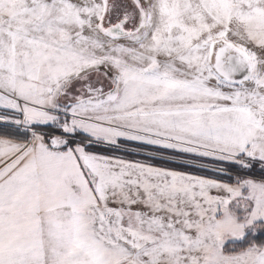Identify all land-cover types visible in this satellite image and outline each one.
I'll return each mask as SVG.
<instances>
[{"label":"rangeland","instance_id":"obj_1","mask_svg":"<svg viewBox=\"0 0 264 264\" xmlns=\"http://www.w3.org/2000/svg\"><path fill=\"white\" fill-rule=\"evenodd\" d=\"M113 1L0 0V127L31 135L0 137V167L11 159L9 173L0 168V245L29 251L1 253L0 264H120L131 255L136 215L101 207L80 181L68 147L78 134L217 176L235 166L244 180L230 195L246 205L232 209L264 233V0H129L127 38L104 33ZM218 39L251 58L246 82L211 68ZM48 126L61 132L50 141L37 129ZM114 171L99 173L110 182Z\"/></svg>","mask_w":264,"mask_h":264},{"label":"crops","instance_id":"obj_2","mask_svg":"<svg viewBox=\"0 0 264 264\" xmlns=\"http://www.w3.org/2000/svg\"><path fill=\"white\" fill-rule=\"evenodd\" d=\"M92 101L94 99L83 100L80 105ZM83 148L78 146L70 151L75 160L73 170L78 173L80 181L83 184L85 181L88 191L101 203V207L114 210L117 214H135L133 218L138 221V229L132 232L135 236L132 248H137V253L131 250V255L120 264L129 261L134 264H264V246L256 243L238 253L225 252L228 243H241L248 237L262 234L258 229L256 233L255 229L252 232L250 228L253 224H250L249 229L243 226L245 218L241 219L239 214L243 215L244 208L239 209L242 212L232 209L237 202L246 205V201L242 202L238 197L230 195V187L234 185L149 164L93 154ZM76 151H81V159L77 157ZM10 165L11 159L1 167H7L9 173ZM90 166L95 171H91ZM105 168L115 170V178L112 180L110 177V182L104 181L101 175ZM124 170L131 174V179L125 183L118 175ZM88 173H92L96 179L94 186L87 177ZM218 182L229 186H222ZM222 189L227 190L228 196H222ZM72 249L60 248L56 252H81L77 247ZM22 252L29 251L22 245H0V254L4 253V256Z\"/></svg>","mask_w":264,"mask_h":264},{"label":"trees","instance_id":"obj_3","mask_svg":"<svg viewBox=\"0 0 264 264\" xmlns=\"http://www.w3.org/2000/svg\"><path fill=\"white\" fill-rule=\"evenodd\" d=\"M37 129L42 133V136L45 138L46 141H50L56 135V133H61L60 130H58L57 128L53 126L42 127V128H37ZM0 137L9 139V140L19 141V142H27L30 139L31 135L29 133L23 132L20 129H17L11 126H4V127H0ZM75 137L78 138V140L70 139L68 142V147L71 149H74L75 147H78V146H82V147H85L88 152L93 153V154L120 158L126 161L139 162V163L149 164V165L164 168V169H170V170L180 171L184 173L199 175V176L214 179L217 181H222V182H225L231 185H234L237 182H239V180L237 179L244 180V178L241 176V173L239 171H236L235 166H230L231 169H229L230 174L228 175V177H222V176L214 175L207 171L198 170V169L187 167L181 164H175V163L164 161V160L147 158V157L136 155L133 153H127V152H122V151L120 152L114 148L100 146L97 144L92 145L88 143V141H90L91 139L82 134H78ZM68 147H65V148H68ZM254 243L258 244L259 246H264V233L259 234L258 236L254 238L248 237L245 241L241 243H228L225 245L224 249H225V252L227 253H238V252H241L247 249Z\"/></svg>","mask_w":264,"mask_h":264},{"label":"water","instance_id":"obj_4","mask_svg":"<svg viewBox=\"0 0 264 264\" xmlns=\"http://www.w3.org/2000/svg\"><path fill=\"white\" fill-rule=\"evenodd\" d=\"M127 23L123 19L115 24L104 27V33L111 38H127L134 34V30L125 29ZM253 62L239 47L229 42L216 41L212 45L209 64L211 68L225 81L241 84L246 82L252 74ZM125 264H134L129 261Z\"/></svg>","mask_w":264,"mask_h":264},{"label":"flooded vegetation","instance_id":"obj_5","mask_svg":"<svg viewBox=\"0 0 264 264\" xmlns=\"http://www.w3.org/2000/svg\"><path fill=\"white\" fill-rule=\"evenodd\" d=\"M130 3L129 0H115L108 3V12L104 18L105 25H112L126 19L125 29L132 30L134 28L135 11L130 10Z\"/></svg>","mask_w":264,"mask_h":264},{"label":"built area","instance_id":"obj_6","mask_svg":"<svg viewBox=\"0 0 264 264\" xmlns=\"http://www.w3.org/2000/svg\"><path fill=\"white\" fill-rule=\"evenodd\" d=\"M133 246H131V250L136 254L137 253V248H132Z\"/></svg>","mask_w":264,"mask_h":264},{"label":"bare ground","instance_id":"obj_7","mask_svg":"<svg viewBox=\"0 0 264 264\" xmlns=\"http://www.w3.org/2000/svg\"><path fill=\"white\" fill-rule=\"evenodd\" d=\"M218 41L219 42H227V41H225V40H223V39H218ZM252 62V61H251Z\"/></svg>","mask_w":264,"mask_h":264}]
</instances>
